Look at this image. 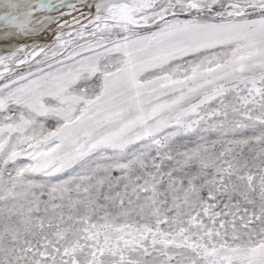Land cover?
<instances>
[{"label":"snow or ice","instance_id":"1","mask_svg":"<svg viewBox=\"0 0 264 264\" xmlns=\"http://www.w3.org/2000/svg\"><path fill=\"white\" fill-rule=\"evenodd\" d=\"M0 264H264V0H0Z\"/></svg>","mask_w":264,"mask_h":264}]
</instances>
